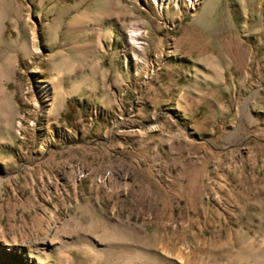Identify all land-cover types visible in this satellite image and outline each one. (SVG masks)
I'll return each instance as SVG.
<instances>
[{
    "label": "rangeland",
    "instance_id": "obj_1",
    "mask_svg": "<svg viewBox=\"0 0 264 264\" xmlns=\"http://www.w3.org/2000/svg\"><path fill=\"white\" fill-rule=\"evenodd\" d=\"M264 264V0H0V264Z\"/></svg>",
    "mask_w": 264,
    "mask_h": 264
},
{
    "label": "bare ground",
    "instance_id": "obj_2",
    "mask_svg": "<svg viewBox=\"0 0 264 264\" xmlns=\"http://www.w3.org/2000/svg\"><path fill=\"white\" fill-rule=\"evenodd\" d=\"M177 259L181 264H184L185 261L182 257L178 256Z\"/></svg>",
    "mask_w": 264,
    "mask_h": 264
}]
</instances>
